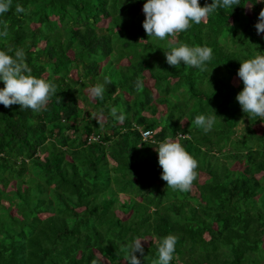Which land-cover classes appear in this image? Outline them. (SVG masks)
<instances>
[{
    "label": "trees",
    "instance_id": "1",
    "mask_svg": "<svg viewBox=\"0 0 264 264\" xmlns=\"http://www.w3.org/2000/svg\"><path fill=\"white\" fill-rule=\"evenodd\" d=\"M146 2L13 0L0 16V49L23 47L33 75L57 89L42 113L0 104V264H128L137 237L141 264H153L168 234L178 237L170 264H264V120L236 99L242 61L264 55V0L217 8L164 40L143 28ZM180 44L210 47L206 70L169 65L166 50ZM105 77L103 100H90L84 87ZM198 115L216 116L207 134ZM177 133L198 161L188 192L161 178L156 146Z\"/></svg>",
    "mask_w": 264,
    "mask_h": 264
},
{
    "label": "clouds",
    "instance_id": "2",
    "mask_svg": "<svg viewBox=\"0 0 264 264\" xmlns=\"http://www.w3.org/2000/svg\"><path fill=\"white\" fill-rule=\"evenodd\" d=\"M260 0H257L259 3ZM239 5V0H213L210 4L201 6L200 0H147L143 5L145 20L143 28L149 37L164 40L166 37H175L178 33L188 30L192 23L206 22V18L217 8H230ZM13 0H0V16L12 9ZM17 14H27L22 5L15 6ZM257 34H264V9L259 13L255 24ZM9 24L0 19V37H7ZM171 45V42H170ZM166 62L179 67L181 61L187 66L204 71L206 62L213 56V50L208 46H189L180 44L166 50ZM238 76L243 81V89L236 97L242 111L251 119L258 117L264 120V55L257 54L253 58L242 61ZM0 80L5 83L0 88V104L11 107L19 104L22 109H31L34 113L46 110L50 98L56 94V86L44 77L33 75V70L27 62L23 47L8 44L0 49ZM113 81L105 77L102 83L95 84L90 89L91 96L103 100L108 85ZM137 91H142L144 82L139 78L136 81ZM111 115L117 120H124L123 114L117 115V108H111ZM93 117H97L93 114ZM216 116L198 115L194 124L205 134L212 130ZM188 134L177 133L175 140L165 138L156 146L159 165L163 169L161 178L167 182V188L188 192L197 178L198 161L181 144V140H188ZM147 143V142H145ZM141 238L137 237L127 245L128 264H141L137 252L143 254L144 247ZM178 237L168 234L157 241L158 260L153 264H170L173 260ZM93 264H97L94 260Z\"/></svg>",
    "mask_w": 264,
    "mask_h": 264
},
{
    "label": "rangeland",
    "instance_id": "3",
    "mask_svg": "<svg viewBox=\"0 0 264 264\" xmlns=\"http://www.w3.org/2000/svg\"><path fill=\"white\" fill-rule=\"evenodd\" d=\"M140 10H143V7H142ZM106 22H107V19L103 21L104 24H106ZM125 62H126V59H123V60H122V63H125ZM231 81H232L233 84L236 85L237 82H238V78H237V77H233ZM92 87H93L92 85H86V86L84 87V91L87 93V95H88V97L90 98V100H93V96H91V94H90V89H91ZM80 105L83 106V105H84V102L81 101V102H80ZM98 118L101 119V120H104L103 117H98ZM255 129H256L258 132H261L262 130H264V124H258V125H256V126H255ZM119 197H120V199H126V196L123 195V194H120ZM142 242H145V241H142Z\"/></svg>",
    "mask_w": 264,
    "mask_h": 264
},
{
    "label": "built area",
    "instance_id": "4",
    "mask_svg": "<svg viewBox=\"0 0 264 264\" xmlns=\"http://www.w3.org/2000/svg\"><path fill=\"white\" fill-rule=\"evenodd\" d=\"M139 130H140L141 137H142L143 140L151 138V136H152L151 130H146V129L143 130V129H140V128H139ZM98 138L99 137L97 135L92 134V135L89 136L88 142L97 140Z\"/></svg>",
    "mask_w": 264,
    "mask_h": 264
}]
</instances>
